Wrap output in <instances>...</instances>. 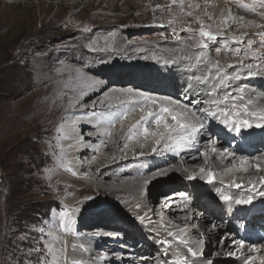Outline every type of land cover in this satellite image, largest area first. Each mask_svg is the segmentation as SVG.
<instances>
[{
	"label": "bare ground",
	"instance_id": "bare-ground-1",
	"mask_svg": "<svg viewBox=\"0 0 264 264\" xmlns=\"http://www.w3.org/2000/svg\"><path fill=\"white\" fill-rule=\"evenodd\" d=\"M35 2L45 27L81 26L78 32L83 30L85 40L79 54L65 55L58 46L49 49V55H56L51 78L43 80L30 97L31 118L40 121V130L25 133V140L35 139L45 165L42 183L32 180L29 187L18 189L15 198L20 206L38 211L36 214L26 218L17 211L9 200L15 187L8 181L6 187L3 181V174L13 172L1 170L0 234L15 238L19 245L16 256L8 257L6 264H18L26 255L25 264H36L41 254L32 248H41L47 238H51L47 245L53 248V264H175L182 258H187V264H208V257L200 255L205 247L209 259L211 254L217 255L212 264H264V233L258 232L264 231V129H244L237 135L209 119L205 122L206 136L198 135L191 147L176 148L175 139L162 125L158 128L154 121L146 125L150 133L165 132L166 138L159 144L158 136H145L139 127L149 110L158 113L161 107L171 108L183 123L199 122L196 109L201 105L183 107L193 98L196 87L190 79L194 71L188 68L187 57L197 51L181 44L172 48L161 38L133 32L134 23L144 20L151 9L142 12L143 0H14L4 5L11 10H32L33 14ZM45 5L48 10L57 7L58 16L48 21ZM184 5L197 12L192 0H184ZM88 6L87 16L74 12ZM166 8L178 10L171 3ZM112 12L117 16H110ZM177 13L180 18L181 12ZM219 13L220 9L216 10L215 17ZM242 17L245 23L250 22ZM16 19L12 23L17 24ZM252 25L250 22L247 28ZM220 63L230 62L223 58ZM187 81V85L193 84L190 89L185 86ZM235 83L245 88L246 98L251 97L254 106L264 105V74L245 76ZM167 122L174 126L170 118ZM211 139L217 141L215 153ZM229 142L237 146L229 148ZM4 145L8 155L23 148L20 140L4 141ZM204 152L206 155L201 154ZM238 155L247 162L242 164ZM15 164L23 168L24 163L20 158ZM209 171L216 174L221 203L210 202L212 188L203 186V175ZM171 179L173 182H168ZM225 195L232 199L225 201ZM122 196L128 201L123 202ZM249 196L251 203H236ZM190 197L198 200L193 206ZM225 223L227 230L222 232ZM109 230H122L127 241L120 243ZM202 237L209 244L202 245ZM188 248L197 255L193 257Z\"/></svg>",
	"mask_w": 264,
	"mask_h": 264
},
{
	"label": "rangeland",
	"instance_id": "rangeland-1",
	"mask_svg": "<svg viewBox=\"0 0 264 264\" xmlns=\"http://www.w3.org/2000/svg\"><path fill=\"white\" fill-rule=\"evenodd\" d=\"M0 1H1L0 2V184H2L1 170L13 172L9 176L3 174V181L6 183V187H8L7 185L8 182H10V184L15 187V190H13V192L11 193L9 200L13 205L15 203L14 205L16 206L15 208L16 209L18 208L17 211H21V213H24V215L22 214V216L26 218L27 217L30 218L31 214L34 215L38 211H34V209L31 208V206L29 205H26V207L25 204L20 206V204L16 202V198H15L16 194H18V189L20 187H26V186L29 187L31 184L30 182H32V180L37 183H42L40 177L42 175V171L44 167L43 163L45 165L43 154L39 152L38 146L35 143V139L32 137L33 138L32 140L30 139L29 141L25 140L27 136V134L25 135V133L34 134L35 132H39L40 130V121H35L31 118V109L29 106L30 97H32L33 93L36 90L40 89L39 87L42 85V83H44L45 81L51 78V72L53 70L52 63L56 55H54V53H51V55H49V49L58 46L59 49L63 50L61 52H64L65 55L79 54L80 51L79 48L83 44L85 39L81 37V35L83 34V30L81 32H78L79 30L82 29L80 28L81 26L74 27V25H71L69 29L66 28L55 29L53 28V26L45 27L44 23L39 18L40 12H39L38 3L36 2H35V9L33 10V14H32L31 13L32 10L22 11L20 9H15V10L6 9L4 4L6 3L10 4L14 0H0ZM143 1L144 2L141 5L142 12L146 13L145 9L146 10H148V8L151 9L147 11L144 20L137 21L136 23H134L135 28L134 27L131 28L133 32L135 31V33H137V35L139 36L148 35V36H153L155 39L161 38L165 40L164 45H167L172 48L177 46L178 44H181L182 46H187L186 48L191 47L193 51H199V49L196 48L194 41L190 38L189 33L186 31V29L189 26H191V28L198 33V30L201 26L200 23L197 22L193 17H189L186 15L188 11L194 12L193 9H190L188 6L184 5L183 11H181L178 8V10L170 9L171 10L170 12V10H165L168 4L171 3L170 0H143ZM233 1L234 0H215L214 2V0H203V1L192 0L194 5H199V8L196 7L197 12H194V16L202 17L203 22L207 24L208 20H207V16L204 15L205 13L212 15L214 19H218V16L215 17L214 14L216 10L220 9V12L223 10L226 15L228 14V10H231L232 15L238 14L240 16H245L251 23H253V25H264V17L258 14H247L245 12L240 11L237 7V4ZM246 1L248 0H243V2ZM133 2L134 1H132V3ZM156 5H160L161 7L156 8L155 7ZM45 8H47L46 19L48 21L51 18V16L54 15L58 16V13H60L57 10V7L55 6L50 10H48V5H45ZM90 10L91 8L90 6H88L85 9L81 7L78 8V10L74 9V12L78 14H86L87 16L88 14L87 12H89ZM178 11L181 12L180 18L178 17L179 14L177 13ZM16 15H18L17 16L18 19H16ZM32 15H34L35 17ZM109 15L112 17L117 16L115 12H112ZM175 16L178 19H175ZM14 19L18 21L17 24L12 23V21L14 22ZM126 20L127 22L129 21L131 22L130 17H126ZM173 22H178V23L170 27V24ZM232 27L236 28V26L233 25ZM64 31L68 33L64 34ZM244 32H246L247 35L251 36L255 32H264V27L257 28L252 26L247 29L239 28V31L236 32H232L231 30H229L227 35L240 36L241 33ZM58 33H61L62 36L60 35L58 36L57 35ZM129 38H131L130 35ZM206 42L209 44V48L205 50V53H209L210 57L214 59H218L219 61L220 59L223 58L227 62L233 61L230 54H226L223 52L221 53L220 56H214V53H216V48L221 47L223 45L224 39L220 38L215 43L212 41H206ZM187 84L188 81L187 83H185V86ZM192 85L193 84H189L187 85L186 88L190 89ZM189 99L190 97L187 95L185 100L188 102ZM216 123L220 124L219 121H216L215 124ZM250 132L261 133L259 131L254 132V130ZM262 133H264V131ZM18 140H20L23 144L22 145L23 148L20 150V152L19 153L17 152L16 155L4 154L3 151V148L5 147L4 141L6 143L9 142L15 143V141ZM234 144L236 143L229 142V148L235 147ZM242 157L243 159L245 158L244 156L238 155V159H241ZM20 158L24 163L23 168L22 166L15 164L17 160ZM209 172H207V176L203 175V179H202L203 186L212 188L211 193L213 199L210 202H213V204L221 203L220 201H218L220 200V198L218 199V190L216 188L217 182L215 181L216 179L214 178L215 180H213L212 183L208 182ZM211 172L213 173L214 171ZM258 176L255 175L256 178ZM13 181L16 184L13 183ZM21 181H23V184ZM168 182H173V180L172 179L168 180ZM180 182L181 181H179V183L177 184H180ZM27 183L30 184L26 185ZM186 183L189 184L188 181H186ZM97 198H104V196L98 195ZM120 198L123 199V202L128 201V198L124 196ZM188 200L192 206L196 204V202H198V200L197 199L194 200V198ZM120 201L122 202V200ZM23 208L25 209L23 210ZM125 210L128 212L127 209ZM234 212L235 211H232L233 214H235ZM240 212L244 213V211H240ZM128 213L133 219H138V217H136L133 214V212L129 211ZM254 214L258 215L259 213H254ZM239 219H241V217H239ZM249 219L250 217L247 218V220ZM233 228L237 230V232L238 230L241 232V229H236L235 227ZM226 230L227 227L226 228L224 227L223 230L221 229L222 232H225ZM258 232L264 233V231H258ZM258 232L257 235L261 236L262 233L259 234ZM50 239L51 238L45 239L43 244L41 243V248L42 246L47 245ZM202 239L203 240H201L200 242L205 241L203 237ZM110 242L111 241H109V243ZM208 242L209 240L205 241L203 244L205 245ZM18 248L19 245L16 242L15 238H10V239L9 237L5 238L3 237L2 234H0V264H6L8 257L16 256L18 252L17 251ZM117 249L120 250V247ZM204 250L202 252V258L204 257V255L207 256L208 257L207 263L212 264L215 258L217 257V255L215 256L213 253L211 254L212 258L209 259V255L206 250V247ZM160 252H164V250L162 249ZM43 255L46 256L48 254L45 252ZM235 256H236V251L233 252V257ZM167 261L171 262L172 260L167 259Z\"/></svg>",
	"mask_w": 264,
	"mask_h": 264
},
{
	"label": "snow or ice",
	"instance_id": "snow-or-ice-1",
	"mask_svg": "<svg viewBox=\"0 0 264 264\" xmlns=\"http://www.w3.org/2000/svg\"><path fill=\"white\" fill-rule=\"evenodd\" d=\"M234 2L245 11L264 17V0H252L251 4L244 3L243 0H234ZM171 5L181 11L184 10V0H171ZM155 7L160 8L161 6L156 5ZM196 7L199 8V5H196ZM165 10L169 9L166 8ZM186 15L193 17L201 26L198 33L191 26L186 29L199 51L187 57L190 61L188 68L194 71L190 79L194 81L196 87L193 88V98L183 107L190 108L195 105H201V108L196 109L199 122L195 125L183 123L179 116L174 114L169 107H161L158 113L149 110L146 113V117L141 118L143 123L139 126L143 129L145 136L150 134L158 136L157 144H159L160 140L166 138V132L169 137L175 139V147L180 148L182 145L193 146L198 135L206 136L208 129L205 127V122L209 119L213 122L219 121L228 132L237 135H241L244 129H264V105L254 106L252 98H246L245 88L235 83L245 76L251 77L257 74H264V32H255L251 36L247 35L246 32L241 33L240 36L227 35L229 30L236 32L241 27L247 28L250 26V22L245 23L242 16H233L231 10H228L227 15L222 10L218 15V19H214L212 15L205 13L204 15L207 16L208 20L207 24L203 22L202 17L194 16L192 11H188ZM232 25H238V27L233 28ZM252 26L257 28L264 27V25ZM84 31H88V29H84ZM220 38L224 39V43L221 47L216 48V56H220L222 52L230 54L234 62L222 65L218 59L206 55L205 50L209 48V44L206 41L215 43ZM165 63L168 62L166 61ZM228 69H232V71L229 72ZM144 99L147 100V97ZM151 103L155 104L156 101H151ZM141 110H143L142 107ZM147 118H151V120ZM167 118L174 122V126L167 122ZM153 121L158 128L162 125L165 132L150 133L146 125ZM62 129L63 126H61V131ZM177 129L180 131L177 132ZM108 135H111V133H108ZM209 143L212 145L211 151L215 153L217 151L215 147L217 141L211 139ZM153 151L155 152L156 149L154 148ZM201 154L206 155V152ZM246 162L245 159L241 158L242 164ZM256 167L259 170V165ZM67 170L71 171L70 168ZM214 178V173L209 172L208 182L212 183ZM234 186L236 188L242 187L241 184H235ZM252 187L254 188L255 186L253 185ZM222 198L225 201L232 199V197L227 195ZM251 201L252 197L249 196L247 200H237L236 203H251ZM41 231L43 230L41 229ZM32 252L41 254L36 257V264H53L49 259L53 254L51 244L44 245L42 248L33 246ZM45 252L48 255H43ZM188 252L193 257L197 255V252L192 248H188ZM27 259L28 256L26 255L25 259L20 260L18 264H25ZM175 264H187V258L177 260Z\"/></svg>",
	"mask_w": 264,
	"mask_h": 264
},
{
	"label": "trees",
	"instance_id": "trees-1",
	"mask_svg": "<svg viewBox=\"0 0 264 264\" xmlns=\"http://www.w3.org/2000/svg\"><path fill=\"white\" fill-rule=\"evenodd\" d=\"M26 140H28V139H26Z\"/></svg>",
	"mask_w": 264,
	"mask_h": 264
}]
</instances>
